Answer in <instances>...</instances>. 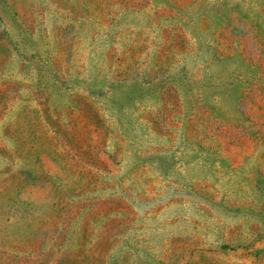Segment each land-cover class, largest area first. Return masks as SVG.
Listing matches in <instances>:
<instances>
[{"label":"rangeland","instance_id":"1","mask_svg":"<svg viewBox=\"0 0 264 264\" xmlns=\"http://www.w3.org/2000/svg\"><path fill=\"white\" fill-rule=\"evenodd\" d=\"M0 264H264V0H0Z\"/></svg>","mask_w":264,"mask_h":264}]
</instances>
